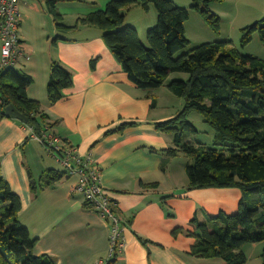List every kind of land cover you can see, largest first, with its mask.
Instances as JSON below:
<instances>
[{
    "label": "crops",
    "instance_id": "0c3cea01",
    "mask_svg": "<svg viewBox=\"0 0 264 264\" xmlns=\"http://www.w3.org/2000/svg\"><path fill=\"white\" fill-rule=\"evenodd\" d=\"M52 1L62 24L74 27L78 19L104 10L112 0ZM19 20L23 51L16 70L33 80L28 97L48 116L46 133L83 157L91 155L100 170L122 230L124 248L118 264H224L189 256L195 238L173 235L176 229L193 232L195 218L203 222L220 212L236 213L241 200L238 189L188 190L185 167L176 168V158L163 167L162 151L175 146L173 136L156 126L176 118L184 102L166 86L151 92L152 97L138 89L99 29L79 26L60 33L47 0H19ZM52 63L73 77V86L55 105L48 103L46 94ZM180 79L187 76L172 75L168 82ZM129 123L134 125L109 133ZM33 136L21 122L0 119V178L21 201L19 222L37 240L33 254L50 256L57 264L106 259L111 227L73 192L75 176L65 175L33 196L32 184L60 165ZM151 185L157 187L147 188Z\"/></svg>",
    "mask_w": 264,
    "mask_h": 264
},
{
    "label": "trees",
    "instance_id": "16d2710c",
    "mask_svg": "<svg viewBox=\"0 0 264 264\" xmlns=\"http://www.w3.org/2000/svg\"><path fill=\"white\" fill-rule=\"evenodd\" d=\"M224 1L192 0L191 9L217 35L221 23L211 13L210 6ZM47 3L60 33L71 32L79 26L99 29L105 45L128 79L147 92L148 97L166 86L173 96L184 100V108L176 118L156 126L158 131L173 136L175 146L162 151L163 167L183 154L190 159L185 166L188 190L238 189L241 200L233 215L220 212L203 222L195 218L191 223L193 232L176 229L173 235L177 237L181 233L195 238L189 253L193 258L246 264L243 247L264 242V61L229 49L227 41L205 43L184 52L190 47L185 35L190 14L168 0L141 2L144 10L153 5L158 18L157 24L147 32L148 46L137 30L125 24L124 11L129 12L140 4L138 0H112L104 10L78 19L74 27L62 24L54 1L47 0ZM241 33V47H246L257 33L264 45V20L245 27ZM175 74L185 75L187 79L168 82ZM32 84L31 77L16 69L0 72V119L6 118L5 108L13 105L28 119L25 126L40 138L49 127L48 116L42 112L39 102L28 97ZM72 86L71 72L59 63H52L46 88L48 103L55 105L61 101L64 92ZM192 112L199 113L213 130L214 148L186 139V134L199 133L188 121ZM133 125L123 124L109 133L122 132ZM65 175V172L47 170L32 184L33 196L37 197L43 187L61 181ZM85 208L92 209L87 203ZM20 212V199L0 178V264H57L50 256L33 254L37 240L20 224ZM114 213L118 214L116 208ZM261 261L264 264V250ZM107 264H118V259Z\"/></svg>",
    "mask_w": 264,
    "mask_h": 264
},
{
    "label": "rangeland",
    "instance_id": "374dc122",
    "mask_svg": "<svg viewBox=\"0 0 264 264\" xmlns=\"http://www.w3.org/2000/svg\"><path fill=\"white\" fill-rule=\"evenodd\" d=\"M138 1L140 4L134 6L129 12L124 11L126 13L125 24L137 30L144 45L148 46L147 32L157 24V12L153 5H149V8L144 10L141 6L142 0ZM168 1L173 2L176 7L187 9L190 14L189 20L185 23V35L190 42V47L184 52H188L205 43L227 41L229 42V49H235L243 56H254L264 61V45L260 41L258 33L253 36L252 41L246 47H241L240 43L242 27L244 29L264 20V0H225L223 3L215 4L214 6L212 4L210 11L220 19L221 23L218 35L212 31L199 13L191 9L192 0ZM70 36L76 37L75 34ZM175 75L181 76L180 74ZM177 100L179 99L177 98ZM180 100L184 102L183 99ZM188 121L195 126L199 133L196 135L186 134V139L192 143H200L206 148H214V132L205 124L203 117L197 112H192L188 116ZM189 162V158L180 154L175 160V165L176 168L180 167V169H183ZM55 167V170L64 171L60 165ZM263 250L264 242L245 245L242 251L247 257L246 264H262L261 254ZM207 262L209 261L207 260Z\"/></svg>",
    "mask_w": 264,
    "mask_h": 264
},
{
    "label": "built area",
    "instance_id": "2783aa9c",
    "mask_svg": "<svg viewBox=\"0 0 264 264\" xmlns=\"http://www.w3.org/2000/svg\"><path fill=\"white\" fill-rule=\"evenodd\" d=\"M19 23V0H0V72L16 69L22 55ZM33 138L54 156L66 175L77 178L73 192L82 195L85 203L111 227L108 257L97 260L95 264H107L115 258L119 260L124 248L120 220L114 213L116 206L102 186L100 170L91 155H79L60 139L46 132L40 138L35 135Z\"/></svg>",
    "mask_w": 264,
    "mask_h": 264
},
{
    "label": "water",
    "instance_id": "95a60500",
    "mask_svg": "<svg viewBox=\"0 0 264 264\" xmlns=\"http://www.w3.org/2000/svg\"><path fill=\"white\" fill-rule=\"evenodd\" d=\"M4 115L8 119L17 120L24 125L28 124V119L24 115L19 113L13 105L5 108Z\"/></svg>",
    "mask_w": 264,
    "mask_h": 264
}]
</instances>
